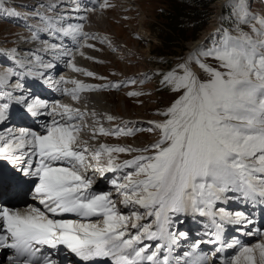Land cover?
Returning a JSON list of instances; mask_svg holds the SVG:
<instances>
[{
    "label": "snow or ice",
    "instance_id": "snow-or-ice-1",
    "mask_svg": "<svg viewBox=\"0 0 264 264\" xmlns=\"http://www.w3.org/2000/svg\"><path fill=\"white\" fill-rule=\"evenodd\" d=\"M73 4V11H93L82 9L77 0ZM110 7V0H101L99 9ZM230 7L231 30L218 28L210 46L193 49L175 67L157 73L174 98L157 110L162 119L148 121L146 129L132 127V121L105 128L101 120L118 117L60 101L50 104L26 89V78L50 83L46 73L63 58L75 73L106 79L75 61L77 54L85 56L83 48L95 47L90 40L109 46L111 41L85 31L82 23H67L60 0L40 3L22 17L29 34H18V40L40 46L7 50L12 66L0 68V123L14 107L21 117L50 120L40 131L0 133V192L24 191L42 206L22 210L0 204V248L12 250L9 264H62L60 256L67 253L85 264L101 259L109 264H213L218 255L219 264H264V231H246L255 223L251 214L224 207L236 201L264 214V12H253L247 0ZM0 15L21 18L9 0H0ZM65 38L75 47L66 46ZM128 83L137 81L94 85L62 76L55 85L79 103L84 92ZM66 84L73 87H61ZM85 130L89 139L82 135ZM139 131L154 133L156 139L143 147L91 143L98 136ZM108 173L112 190L95 191L96 178ZM185 217L203 218L197 222L204 231L180 251L188 233L177 226ZM229 227L260 239L252 244L228 240ZM202 244L215 246L211 254ZM228 249L233 254L222 258Z\"/></svg>",
    "mask_w": 264,
    "mask_h": 264
},
{
    "label": "rangeland",
    "instance_id": "rangeland-1",
    "mask_svg": "<svg viewBox=\"0 0 264 264\" xmlns=\"http://www.w3.org/2000/svg\"><path fill=\"white\" fill-rule=\"evenodd\" d=\"M16 1L20 0H9V4L15 5ZM128 1L120 0L121 6L110 0L113 7L104 9L109 17L106 26L108 27L109 24L110 26L102 30L104 35L98 36L107 37L111 41V46L107 42L101 43L100 39L91 42L95 47L88 48V51L89 57L93 59L85 57L86 63L83 65L86 67L82 68L94 71L98 77L106 78L96 79L87 76V82L95 85L135 79L136 84L128 83L118 89L103 88L92 93L102 95L100 97L110 103L113 115L118 117L117 120L112 121L116 122L114 127L121 125V121H132L134 122L132 127L146 129L150 127L148 121L162 119L156 115L157 110L166 107L174 98L173 93L161 86V76L157 73L175 67L181 62L182 57L193 50L191 44L202 38L205 33H208L209 37L201 45L210 46L213 34L216 32L211 24L217 13L220 14L218 27L231 30L234 17L230 4L235 3L236 0H221L224 3L221 8L218 7L220 0H206L208 6L203 13L204 19L201 20L191 14V8L201 6L196 0H132L130 5L132 9L125 6V2ZM250 2L252 11L264 12V0H250ZM176 5H185L189 9L187 13L176 18L173 9ZM15 18L17 17H11L9 20L0 18V48L3 51L13 45L17 48L20 44L18 34L22 28L17 24L18 21L15 22ZM202 21H204L203 25H196ZM101 27L104 28L99 26L95 30L100 31ZM244 27L247 30V26ZM173 30L178 35L179 33L183 35L175 37L171 33ZM207 62L215 64L212 60ZM146 76L148 79H145ZM131 91L143 92L144 95L129 96L128 93ZM155 139L156 134L139 131L134 136L119 138L104 136L102 143L143 147ZM97 142L100 143V140ZM122 158L126 157L122 155ZM5 259L6 254L2 257V261Z\"/></svg>",
    "mask_w": 264,
    "mask_h": 264
},
{
    "label": "bare ground",
    "instance_id": "bare-ground-1",
    "mask_svg": "<svg viewBox=\"0 0 264 264\" xmlns=\"http://www.w3.org/2000/svg\"><path fill=\"white\" fill-rule=\"evenodd\" d=\"M100 0H77V2L81 5L82 9L87 8V9H93V11H88L85 12L83 10L76 12L73 11V0H60V9L61 11H63L68 17L69 19L67 20V23H72V24H76V23H82L84 25V30L93 34H97L98 35H104V33L102 32V30L109 28V26L107 27L106 25L108 24V12L106 13V11H104V9H99V2ZM116 4H120L119 1L120 0H114ZM124 1V0H123ZM47 0H20V1H16L15 5H11L12 7H15L16 9H19V11L21 10V8L23 10H21V17H23L24 15L28 14L29 12L32 11L33 8H35L38 4L40 3H46ZM132 3V0H129L127 3L125 2V6L126 7H130L132 9V6H130ZM224 3H222V1L220 0L218 2V7H222ZM248 4L251 6V2L250 0H248ZM122 6V2L120 4ZM23 6V7H22ZM137 6V5H135ZM224 6V5H223ZM43 10V9H41ZM251 10H253L251 8ZM23 12V13H22ZM255 12V11H253ZM257 12V11H256ZM82 16H87L88 19L85 20H81L80 17ZM4 19V18H2ZM23 19V18H22ZM21 20V19H20ZM212 26L217 30L219 27V21H220V14L217 13V15L214 16L213 20H212ZM18 25L21 26V31L19 32V34H25V36H27L29 33L27 32V29L25 28V20H21L19 21V23H17ZM99 26H104L101 27L100 31L95 30L97 29ZM96 31V32H94ZM212 33V32H211ZM209 37L208 33H205L203 35L202 38H200L198 41H195L191 44V49H195L197 47H199L202 43H204V40L207 39ZM42 39H49L50 42H57L55 40H52L50 37H48L46 34H42ZM99 39H95V40H90L89 43L91 42H95L98 41ZM20 42V41H19ZM64 44L70 48H74L75 45L73 44V42L69 39V38H65L64 39ZM7 45V44H6ZM14 46V45H13ZM39 44L33 43V44H25L20 42V44L17 46V50L18 51H22V52H26L29 49H36L37 47H39ZM83 51L85 53V56H80L79 54L76 55V64L80 67H86L85 65H83L84 63H86L85 61V57H89L90 52L88 51V48L85 47L83 48ZM7 52H3L0 51V68L4 67H9L12 66V61L10 60L9 56L6 54ZM97 55V54H96ZM45 59H51V56L48 54H45ZM56 67L54 69L48 70V72L46 73L49 77H50V83H44L43 80L38 79V78H26V82H25V88L28 89L33 95H39V94H43V92H45V87L48 86V88H52L50 89V91L52 90H56L55 93L56 95H52L51 93H47L44 96V99L49 101H60L61 103H67V104H71L74 107H78L80 108L82 111H86V112H90L92 110H95L97 113H101V114H109V115H113V110H111V105L110 103L106 102L103 97L98 96L95 93L92 92H96V91H90V92H84L82 93V99L79 103L72 101L71 98L67 95H63L60 91L57 90V87L55 85V82L58 81L60 79V75H63V77L65 78V80H69V79H78L83 81L84 83L90 84L87 82V76H84L81 73H75L73 72L70 67L67 64V58H63L60 61H56ZM88 67V66H87ZM89 68V67H88ZM57 69V73H56V79L52 80L53 77V73H55V70ZM86 69V68H85ZM94 72V71H93ZM62 73V74H61ZM53 82L54 84L52 85ZM52 85V86H51ZM61 87H68L71 88L73 87V85L71 84H66V85H61ZM92 105V106H91ZM14 110V112L17 114V111L19 112V108L18 107H14L12 109V111ZM128 115V114H127ZM9 116L11 117V115L9 114ZM114 116V115H113ZM12 118V117H11ZM9 119L7 122H10L9 124H7L6 126L0 128V132L1 133H6L8 129H13L17 126H15V124L12 123V119ZM48 120H50V117L44 116V118H42V120L36 122V123H31V122H27L24 123V127L26 128H30L32 130H39L40 131V125L47 122ZM90 120V119H89ZM109 122L107 120H101V123L103 122ZM34 124L37 125L38 127L34 128ZM114 127V126H113ZM15 130V129H14ZM19 130V129H16ZM84 139H89L90 134L88 133L87 130H85V132L82 134ZM92 143V141H91ZM99 143V142H98ZM100 178V177H99ZM99 178L97 179L99 181ZM95 191H110L112 190V188L108 187L107 183H100L97 186H95L93 188ZM24 196H28V194H26V192L22 191L19 193H10V192H6L5 194H1L0 193V203L2 205H6V206H12L15 205L17 202H20L18 207H26V205L24 204ZM225 207V206H224ZM227 208V207H226ZM231 211H236L239 210L238 208H227ZM260 216H262V218L264 217V214H262L260 212ZM197 220L200 221V218L198 217ZM186 222L191 223L193 221L192 218H185ZM184 221V222H185ZM188 224V223H187ZM193 231H197L196 226H193ZM230 229V227H229ZM258 229V226H256L255 224L253 225H249L248 228L246 229V231L248 230H255ZM261 231H264V220H261ZM248 235H245L243 237V239L239 236H235L233 234H225V238L228 240H231L233 237L239 238L243 243L246 244H252L257 242L260 237L258 235H255L254 237H252L249 240L247 239ZM190 244V242H186L185 248H183V250H186V246ZM182 250V251H183ZM7 252H3L0 256V264H9L8 260H3L2 261V257L6 254ZM231 254H233V250L232 249H228L225 251V253L222 254V258H227L228 256H230ZM8 256V253L6 255V258ZM221 256V255H219ZM221 258V257H220ZM220 260V259H219ZM219 260H217L215 263L219 264ZM73 263V262H71Z\"/></svg>",
    "mask_w": 264,
    "mask_h": 264
},
{
    "label": "trees",
    "instance_id": "trees-1",
    "mask_svg": "<svg viewBox=\"0 0 264 264\" xmlns=\"http://www.w3.org/2000/svg\"><path fill=\"white\" fill-rule=\"evenodd\" d=\"M196 2L197 3H199L201 6H199V8H191L190 10H192V15L193 16H195L197 19L199 18L200 20H201V18H203L204 19V17H203V13L205 12L204 10L207 8V6H208V3L206 2V0H196ZM173 9H174V16L177 18L178 16H180V15H184L185 13H187L186 11H187V9H189L188 7H186L185 5H176L175 7H173ZM188 15V14H187ZM198 19V20H199ZM200 23V22H199ZM199 23L198 24H196L197 26H201V25H203L202 23H204V21H202L201 23H200V25H199ZM175 37H181L180 35H183V34H181V33H179V35L177 34V32H175V30H173L172 32H171ZM170 33V34H171ZM171 39V38H170ZM184 49V48H183ZM182 49V50H183Z\"/></svg>",
    "mask_w": 264,
    "mask_h": 264
}]
</instances>
